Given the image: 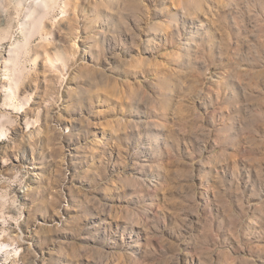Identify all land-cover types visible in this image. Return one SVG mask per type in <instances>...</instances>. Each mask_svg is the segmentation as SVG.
I'll return each instance as SVG.
<instances>
[{"label":"rangeland","instance_id":"374dc122","mask_svg":"<svg viewBox=\"0 0 264 264\" xmlns=\"http://www.w3.org/2000/svg\"><path fill=\"white\" fill-rule=\"evenodd\" d=\"M34 1L0 0V264H264V0H58L8 109Z\"/></svg>","mask_w":264,"mask_h":264},{"label":"bare ground","instance_id":"6f19581e","mask_svg":"<svg viewBox=\"0 0 264 264\" xmlns=\"http://www.w3.org/2000/svg\"><path fill=\"white\" fill-rule=\"evenodd\" d=\"M26 1L28 0H19V6H22ZM57 4L58 0H35L31 5V12L20 24L21 30L23 31V33H25V41L17 43L15 42L14 46H10L6 50L7 54L5 55V67H7L11 72V75H6V83L8 84L9 89L5 91L4 96V104L7 106L8 109H19L20 111H23L26 105L31 103V99L29 98H26L25 100L20 99L21 86L27 72L26 68L22 67L23 65H21L22 59L24 58L25 54L28 53L29 45L33 42L36 36L39 35L42 37V39L45 38L42 35L43 28H45L44 22L52 13L53 9L57 6ZM4 32L0 33V50L2 48V45L4 44L3 42L5 41V37L7 36V34H9V31L8 33ZM47 57H49L48 60L53 65V63H55V60L51 56L47 55ZM63 57L64 56L60 54L56 56L59 61H63ZM3 119H8V116L7 118L4 116ZM4 135L5 132L2 130L0 132V136ZM250 223L254 224L255 221L252 219ZM0 251L4 252L5 254H10V252L14 251V256L20 257L19 250L17 248L13 249L11 245L6 243H0Z\"/></svg>","mask_w":264,"mask_h":264}]
</instances>
